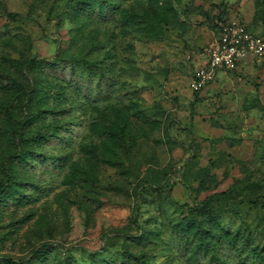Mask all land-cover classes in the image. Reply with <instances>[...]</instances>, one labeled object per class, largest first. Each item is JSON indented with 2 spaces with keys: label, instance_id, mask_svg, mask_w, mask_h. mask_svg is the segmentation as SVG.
<instances>
[{
  "label": "rangeland",
  "instance_id": "rangeland-1",
  "mask_svg": "<svg viewBox=\"0 0 264 264\" xmlns=\"http://www.w3.org/2000/svg\"><path fill=\"white\" fill-rule=\"evenodd\" d=\"M229 20L264 42V0H0V264H264V55L190 87Z\"/></svg>",
  "mask_w": 264,
  "mask_h": 264
},
{
  "label": "built area",
  "instance_id": "built-area-1",
  "mask_svg": "<svg viewBox=\"0 0 264 264\" xmlns=\"http://www.w3.org/2000/svg\"><path fill=\"white\" fill-rule=\"evenodd\" d=\"M264 55V42L246 24L229 20L222 24L221 35L209 53L206 63L198 68L190 81L193 90L208 86L219 70H235L253 58Z\"/></svg>",
  "mask_w": 264,
  "mask_h": 264
},
{
  "label": "trees",
  "instance_id": "trees-1",
  "mask_svg": "<svg viewBox=\"0 0 264 264\" xmlns=\"http://www.w3.org/2000/svg\"><path fill=\"white\" fill-rule=\"evenodd\" d=\"M228 21H225V23H227ZM193 77V76H192ZM224 193H221V195H223ZM258 259H260V260H263V258H262V255H258Z\"/></svg>",
  "mask_w": 264,
  "mask_h": 264
}]
</instances>
